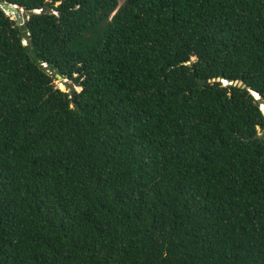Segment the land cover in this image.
<instances>
[{"label": "trees", "instance_id": "obj_1", "mask_svg": "<svg viewBox=\"0 0 264 264\" xmlns=\"http://www.w3.org/2000/svg\"><path fill=\"white\" fill-rule=\"evenodd\" d=\"M3 2L0 264H264V0Z\"/></svg>", "mask_w": 264, "mask_h": 264}, {"label": "water", "instance_id": "obj_2", "mask_svg": "<svg viewBox=\"0 0 264 264\" xmlns=\"http://www.w3.org/2000/svg\"><path fill=\"white\" fill-rule=\"evenodd\" d=\"M0 8L3 9V11L8 15V16H12V19L17 21V23L19 25H23V26H27V22H26V18L24 16V9L20 8L17 5H11L8 4L6 2H3V0H0ZM47 7H45L41 12L46 11ZM59 16V14H58ZM25 38H27L29 36V33L25 32ZM24 44L26 45L27 43L24 42ZM29 45L32 47V42L29 43ZM58 79H63L60 75H57ZM236 85H238L239 87L242 88H247V86L243 83V82H236ZM67 87H69V84H67ZM249 89V88H248ZM258 96V94H256ZM256 97V96H255ZM257 99V98H256Z\"/></svg>", "mask_w": 264, "mask_h": 264}, {"label": "rangeland", "instance_id": "obj_3", "mask_svg": "<svg viewBox=\"0 0 264 264\" xmlns=\"http://www.w3.org/2000/svg\"><path fill=\"white\" fill-rule=\"evenodd\" d=\"M24 16H25V12H24ZM55 84L57 85V87L59 89H61L62 91H67L69 92L71 89H76L77 91H81V88L77 87L75 84H73L72 82H68L67 80L64 79H58L55 82ZM67 84H69V87H67Z\"/></svg>", "mask_w": 264, "mask_h": 264}, {"label": "bare ground", "instance_id": "obj_4", "mask_svg": "<svg viewBox=\"0 0 264 264\" xmlns=\"http://www.w3.org/2000/svg\"><path fill=\"white\" fill-rule=\"evenodd\" d=\"M225 84H227V82L225 81ZM256 98L258 99L259 97L255 94Z\"/></svg>", "mask_w": 264, "mask_h": 264}]
</instances>
